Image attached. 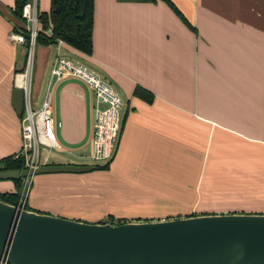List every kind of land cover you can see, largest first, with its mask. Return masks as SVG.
<instances>
[{
    "label": "crops",
    "instance_id": "crops-1",
    "mask_svg": "<svg viewBox=\"0 0 264 264\" xmlns=\"http://www.w3.org/2000/svg\"><path fill=\"white\" fill-rule=\"evenodd\" d=\"M169 1L177 11L164 0H92L89 53L60 39L35 43L33 106L57 56L85 63L123 106L112 158L92 162L93 93L76 78L51 79L62 148L45 163L105 166L33 174L26 209L89 222L264 213V0ZM15 4L0 0V158L20 146L11 90L25 46L9 33L26 22ZM35 8L48 11L49 0ZM221 189L229 209H202L206 190ZM15 190L0 179V192Z\"/></svg>",
    "mask_w": 264,
    "mask_h": 264
},
{
    "label": "water",
    "instance_id": "water-1",
    "mask_svg": "<svg viewBox=\"0 0 264 264\" xmlns=\"http://www.w3.org/2000/svg\"><path fill=\"white\" fill-rule=\"evenodd\" d=\"M17 56L15 71L23 66ZM32 84V82H31ZM20 115L22 92L13 86ZM94 164L42 163L2 168L0 179L93 169ZM3 264H264V213H201L160 220L89 222L0 200Z\"/></svg>",
    "mask_w": 264,
    "mask_h": 264
},
{
    "label": "built area",
    "instance_id": "built-area-1",
    "mask_svg": "<svg viewBox=\"0 0 264 264\" xmlns=\"http://www.w3.org/2000/svg\"><path fill=\"white\" fill-rule=\"evenodd\" d=\"M21 16L25 19L23 29L9 33L11 40L25 46L23 66L14 72L13 86L21 89L22 109L19 115L20 146L12 154L21 156L23 167H34L45 163L50 150L61 149L57 140L52 108L51 79L76 78L93 93V116L88 138V158L92 162H105L112 158L120 128V111L123 100L111 84L85 63L64 56L54 58L49 68L48 87L37 106L31 98V74L34 55L35 35L39 28L35 0L24 2ZM60 41V40H58ZM31 176L21 178V188L16 203L23 205ZM0 264H3L0 262Z\"/></svg>",
    "mask_w": 264,
    "mask_h": 264
},
{
    "label": "trees",
    "instance_id": "trees-1",
    "mask_svg": "<svg viewBox=\"0 0 264 264\" xmlns=\"http://www.w3.org/2000/svg\"><path fill=\"white\" fill-rule=\"evenodd\" d=\"M164 1L176 10L169 0ZM24 2L25 0H16L13 9L16 16L21 17L20 11ZM37 19L39 28L36 31L35 42L48 44L60 39L82 52L89 53L91 51L92 0H49L48 11L37 12ZM14 28L17 31L23 29V26ZM0 165L2 168L21 169L23 168V159L21 156L10 154L0 158ZM94 165L95 168L105 166V164ZM12 180L16 190L0 192V200L16 203L17 189L20 187L21 178ZM110 222L118 223L120 221Z\"/></svg>",
    "mask_w": 264,
    "mask_h": 264
},
{
    "label": "rangeland",
    "instance_id": "rangeland-1",
    "mask_svg": "<svg viewBox=\"0 0 264 264\" xmlns=\"http://www.w3.org/2000/svg\"><path fill=\"white\" fill-rule=\"evenodd\" d=\"M32 81H33V78H32ZM31 98H32V101H33V82L31 84ZM30 185V183H29ZM20 188H21V184H20V187L17 189V196H16V201L18 200V197H19V193H20ZM29 188V186H28ZM228 189H221L220 190V193L215 194L212 193L213 191H210V190H206V194H205V200H206V204L202 207V209H204L205 211L207 210H218V209H229L230 205H225V202L227 201V199H230L229 196L227 195L228 194ZM28 192V190H27ZM27 195V193H26ZM247 199L248 200H254V201H258L262 199V196H258V195H254V194H251L250 195H247ZM217 202V203H214V202ZM229 206V207H228ZM201 209V208H199Z\"/></svg>",
    "mask_w": 264,
    "mask_h": 264
}]
</instances>
